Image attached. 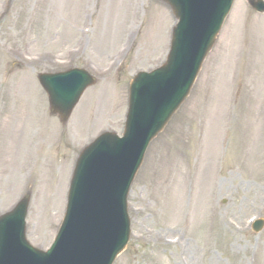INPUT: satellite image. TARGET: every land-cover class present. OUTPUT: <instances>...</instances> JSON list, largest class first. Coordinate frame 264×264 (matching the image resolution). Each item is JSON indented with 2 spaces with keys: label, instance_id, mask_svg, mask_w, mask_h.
Wrapping results in <instances>:
<instances>
[{
  "label": "rangeland",
  "instance_id": "374dc122",
  "mask_svg": "<svg viewBox=\"0 0 264 264\" xmlns=\"http://www.w3.org/2000/svg\"><path fill=\"white\" fill-rule=\"evenodd\" d=\"M175 24L159 0H0V214L30 190L35 246L55 238L82 148L123 132L131 80L165 61ZM72 67L97 83L62 124L37 75ZM129 212L132 235L114 264H264V227L252 228L264 219V14L246 0L150 144Z\"/></svg>",
  "mask_w": 264,
  "mask_h": 264
},
{
  "label": "water",
  "instance_id": "95a60500",
  "mask_svg": "<svg viewBox=\"0 0 264 264\" xmlns=\"http://www.w3.org/2000/svg\"><path fill=\"white\" fill-rule=\"evenodd\" d=\"M179 22L167 62L141 72L130 87L123 137L107 132L79 157L63 225L49 251L29 245L25 217L30 194L0 217V264H112L130 236L127 197L151 140L190 92L234 0H165ZM258 11L264 2L250 0ZM53 111L66 119L83 90L94 83L86 71L43 74ZM262 222L257 223L256 230Z\"/></svg>",
  "mask_w": 264,
  "mask_h": 264
},
{
  "label": "bare ground",
  "instance_id": "6f19581e",
  "mask_svg": "<svg viewBox=\"0 0 264 264\" xmlns=\"http://www.w3.org/2000/svg\"><path fill=\"white\" fill-rule=\"evenodd\" d=\"M16 55H19L20 54V52L19 51H17L16 53H15ZM21 63H23V64H25L24 62H22V61H20ZM23 130H20V132L18 133V140L20 141L19 143H17V145L18 146H22V145H24V143H23ZM53 136H54V133H53Z\"/></svg>",
  "mask_w": 264,
  "mask_h": 264
}]
</instances>
